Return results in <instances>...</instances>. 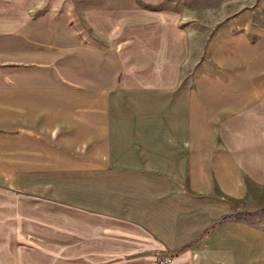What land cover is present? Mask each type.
<instances>
[{
	"label": "crops",
	"instance_id": "crops-1",
	"mask_svg": "<svg viewBox=\"0 0 264 264\" xmlns=\"http://www.w3.org/2000/svg\"><path fill=\"white\" fill-rule=\"evenodd\" d=\"M163 1L70 0L64 14L28 19L22 3H0V194L97 221L78 245L64 230L56 264H159L166 252L172 264H264V0H176L192 2L186 14H227L190 67L193 85L123 101L114 49L80 37L71 15ZM235 119L238 157L217 133ZM73 172L97 186L60 178ZM23 221L0 210V238H23Z\"/></svg>",
	"mask_w": 264,
	"mask_h": 264
},
{
	"label": "rangeland",
	"instance_id": "rangeland-1",
	"mask_svg": "<svg viewBox=\"0 0 264 264\" xmlns=\"http://www.w3.org/2000/svg\"><path fill=\"white\" fill-rule=\"evenodd\" d=\"M5 1L22 3L24 19L38 16L45 11L54 10L58 14H64L70 5V0H0V3ZM194 1L192 2L195 5L206 6L208 0H200L199 3ZM192 2L166 0L130 12L75 13L71 15V21L78 35L86 38L89 43L114 49L121 68L117 89L124 92L125 98L122 100L128 101L132 98L129 99L127 95H137L144 89L162 86L177 90L193 85L190 67L201 57L202 42L212 31L214 24L224 19L227 14H186V6L192 7ZM106 95L107 93L104 94V100ZM262 96L259 100L261 103L264 102V95ZM95 98L96 96H92L88 100ZM243 128L239 119L228 121L227 126L217 127V133H225L231 139L237 157ZM262 129V126L260 129L258 126L261 134ZM60 178L75 183L88 178L91 179L92 186H97V177L83 172L61 175ZM104 190L112 192L109 186ZM58 198L65 199L60 195ZM0 205L1 212H22L24 219L23 238L19 235L15 238L8 231L0 238V264L62 263L67 257L64 253V230L72 231L78 245L81 233L85 235L88 231L87 225L97 223L88 214L91 212L77 208L69 210L51 200H37L28 195L21 198L0 194ZM86 206L95 208L90 203H86ZM247 219L250 220L249 217ZM73 251L72 257L78 258V248ZM164 256H170L173 263L175 252H166L162 257Z\"/></svg>",
	"mask_w": 264,
	"mask_h": 264
},
{
	"label": "built area",
	"instance_id": "built-area-1",
	"mask_svg": "<svg viewBox=\"0 0 264 264\" xmlns=\"http://www.w3.org/2000/svg\"><path fill=\"white\" fill-rule=\"evenodd\" d=\"M159 264H172V258L170 256H164L159 260Z\"/></svg>",
	"mask_w": 264,
	"mask_h": 264
},
{
	"label": "trees",
	"instance_id": "trees-1",
	"mask_svg": "<svg viewBox=\"0 0 264 264\" xmlns=\"http://www.w3.org/2000/svg\"><path fill=\"white\" fill-rule=\"evenodd\" d=\"M229 218H232V216L223 217L222 220L229 219Z\"/></svg>",
	"mask_w": 264,
	"mask_h": 264
}]
</instances>
